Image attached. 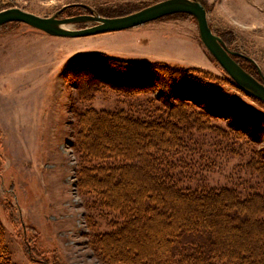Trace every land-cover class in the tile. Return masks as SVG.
<instances>
[{"label": "rangeland", "instance_id": "rangeland-1", "mask_svg": "<svg viewBox=\"0 0 264 264\" xmlns=\"http://www.w3.org/2000/svg\"><path fill=\"white\" fill-rule=\"evenodd\" d=\"M161 1L0 0V11L20 8L51 17L63 9L59 18H68L89 14V7L97 14L102 11L115 16ZM201 1L210 27L225 35L229 50L252 59L258 72L250 63L244 66L264 77V0ZM87 26L91 24L66 27L77 30ZM95 55L200 71L198 75L210 79L224 95L264 118V104L231 84L229 75L203 45L196 20L190 16L175 15L79 38L51 36L22 23L1 26L0 223L13 264H39L28 258L27 244L38 261L107 264L94 241L100 233L111 231L117 214L102 208L95 194L79 189L78 115L89 108H145L146 101H152L153 107L146 109L153 111L161 104L156 102L158 93L125 101L112 91L80 102L72 70L84 72L86 60ZM228 117L226 113L211 124L237 135ZM240 133L242 138L233 140L198 136L199 149L183 154L185 160L194 159V166H180L177 171L195 178L198 183L194 186L264 189V182L247 165L253 154L264 150V140L255 142L248 132Z\"/></svg>", "mask_w": 264, "mask_h": 264}, {"label": "trees", "instance_id": "trees-1", "mask_svg": "<svg viewBox=\"0 0 264 264\" xmlns=\"http://www.w3.org/2000/svg\"><path fill=\"white\" fill-rule=\"evenodd\" d=\"M198 2L206 9L204 2ZM104 13L99 11L104 17L134 12ZM212 31L229 49L225 35ZM234 59L261 79L244 66L250 63L257 71L244 56ZM86 62L84 72L72 70L80 102L112 91L125 101L158 93L156 102L161 104L153 111L146 109L152 101H146L145 108H89L78 115L79 189L95 194L102 208L117 214L111 231L95 237V249L103 261L264 264V189L194 186L195 178L177 171L180 166H194V159L185 160L183 154L199 149L198 136L233 140L242 138L240 132H248L252 141L264 140V118L224 95L210 79L200 77V71L101 55L90 56ZM230 82L243 92L231 78ZM226 113L237 135L212 126L213 119ZM247 165L264 182V150L253 154ZM26 253L33 262L50 264L36 260L28 244ZM0 264H13L1 223Z\"/></svg>", "mask_w": 264, "mask_h": 264}, {"label": "water", "instance_id": "water-1", "mask_svg": "<svg viewBox=\"0 0 264 264\" xmlns=\"http://www.w3.org/2000/svg\"><path fill=\"white\" fill-rule=\"evenodd\" d=\"M87 15L59 18L63 9L51 17H40L20 8H9L0 11V27L11 23H22L48 35L63 38H79L107 32L122 31L160 20L164 17L187 14L195 18L200 39L223 70L235 84L247 95L264 104V77L256 79L242 68L234 59L241 55L230 51L223 40L212 31L205 7L196 0H164L143 8L134 13L119 17H103L94 10ZM91 24L82 29L72 30L66 26L73 24ZM248 61L255 62L245 57Z\"/></svg>", "mask_w": 264, "mask_h": 264}]
</instances>
